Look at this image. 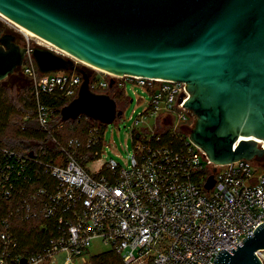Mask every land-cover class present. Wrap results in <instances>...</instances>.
I'll return each instance as SVG.
<instances>
[{"label":"built area","instance_id":"built-area-1","mask_svg":"<svg viewBox=\"0 0 264 264\" xmlns=\"http://www.w3.org/2000/svg\"><path fill=\"white\" fill-rule=\"evenodd\" d=\"M32 47L27 46L20 72L33 86L37 125L56 142L50 125L53 109L40 96L72 99L82 76L74 70L40 72ZM92 76L95 92L116 85L127 95V85L143 88L148 106L135 122L143 113L153 115L169 129L170 143L162 141L164 135L156 133L155 126L132 128L133 149L126 164L109 158L93 173L86 168L90 161L81 165L75 156V148L83 144L77 137L60 145L53 160L0 143L5 212L0 220V264H20L23 258L25 264H57L61 255L64 264L80 257L91 264L87 253L92 238L109 243L122 264H212L222 248L229 250L264 223V160L213 163L189 139L194 115L184 106L190 96L185 82L103 70H92ZM92 141L89 136L86 145ZM103 149L102 139L101 153ZM211 174L214 184L206 189ZM19 220L36 222L50 232L45 244L27 256L20 253L13 230ZM256 253L264 264V249Z\"/></svg>","mask_w":264,"mask_h":264},{"label":"water","instance_id":"water-1","mask_svg":"<svg viewBox=\"0 0 264 264\" xmlns=\"http://www.w3.org/2000/svg\"><path fill=\"white\" fill-rule=\"evenodd\" d=\"M0 13L69 54L32 47L40 72L81 74L76 96L60 108L62 121L84 115L106 125L122 114L108 92L90 88L92 70L81 60L185 82L189 139L213 163L264 160V0H0ZM27 50L14 34L0 36V81L20 70ZM213 184L211 174L204 187ZM260 249L264 223L212 264H263Z\"/></svg>","mask_w":264,"mask_h":264},{"label":"trees","instance_id":"trees-1","mask_svg":"<svg viewBox=\"0 0 264 264\" xmlns=\"http://www.w3.org/2000/svg\"><path fill=\"white\" fill-rule=\"evenodd\" d=\"M17 76H23L20 70L16 71ZM9 76H12L10 74ZM7 78V77H6ZM93 76L90 78L92 81ZM115 100L117 108L123 111V107L130 100L125 91L112 85L108 91ZM70 99L58 94H42L40 101L53 109L51 128L55 124H62L61 128L54 129L56 142L52 141L44 133L35 120L34 93L32 84H8L6 80L0 81V143L13 149L26 151L34 150L40 153L43 158L53 160L54 156L60 153V145L64 146L70 137L79 138L83 144L75 148V156L81 165L86 161L97 160L101 156L102 136L106 125L80 115L76 119L62 121L60 118V108ZM28 118H24L25 116ZM166 122V120H165ZM54 124V125H53ZM97 127L96 132L91 134L92 128ZM156 133L164 135L163 142H169V129L157 123ZM180 135L183 133L181 131ZM91 136L93 141L86 145L87 138ZM174 142H171L173 144ZM5 214L4 203L0 200V220ZM13 230L20 242V253L27 256L37 251L46 242L49 230L38 227L36 222L15 221ZM91 264H122L121 257L112 249L91 254L89 256Z\"/></svg>","mask_w":264,"mask_h":264},{"label":"rangeland","instance_id":"rangeland-1","mask_svg":"<svg viewBox=\"0 0 264 264\" xmlns=\"http://www.w3.org/2000/svg\"><path fill=\"white\" fill-rule=\"evenodd\" d=\"M4 33L14 34L17 43L21 46H44L60 53L55 47L46 44L39 37L32 36L20 31L15 22L0 13V36ZM61 53L66 54L65 52ZM76 62H79V64H84L91 70H99L98 68L89 66L80 60H77ZM5 80L8 84H30V80L25 75L17 76L16 72H14L12 76H8L7 78H5ZM126 92L129 98H131L132 100L126 103V105L122 109V114L118 116V118H116L113 122L106 124L105 132L103 133L102 138L104 149L101 153V156L99 159L90 161L86 165L87 170H89L91 173H93V171L96 170L101 163L105 162L109 158H113L122 165L126 164V159L128 155L131 154L133 149L131 133L132 128L151 129L153 126H157L158 120H156L153 115L144 113L141 115L140 120L138 122H135L136 117H138V115L142 113L148 106V93L141 87L130 85H127ZM59 125L60 123H57L55 124V126H53V128L58 130L57 126ZM109 248V243H105L99 238H92L88 246L87 255L96 254L108 250ZM62 256L63 255H61V258L58 259L57 264H64ZM70 264L87 263L83 262L82 258L80 257L76 258L74 262Z\"/></svg>","mask_w":264,"mask_h":264},{"label":"bare ground","instance_id":"bare-ground-1","mask_svg":"<svg viewBox=\"0 0 264 264\" xmlns=\"http://www.w3.org/2000/svg\"><path fill=\"white\" fill-rule=\"evenodd\" d=\"M3 15V14H2ZM6 17V16H5ZM16 26H18L19 27V30L20 31H22V32H24V33H26V34H30V35H32V36H36V37H39L42 41H44L46 44H48V45H50V46H52V47H55L60 53L61 52H65V51H62L60 48H58L57 46H55L54 44H52L51 42H49V41H47V40H45V39H43V38H41L40 36H38V35H36V34H34L33 32H31V31H29L28 29H26V28H24V27H22L21 25H19V24H17L16 23ZM55 49V50H56ZM67 55H69L67 52H65ZM81 61V60H80ZM82 62H84V61H82ZM85 64H87V65H89V66H92V67H94V68H97V67H95V66H93V65H91V64H88V63H86V62H84ZM99 69V68H98ZM99 70H102V69H99ZM104 72H109V71H107V70H103ZM110 74H114V73H112V72H109ZM259 142H261V140H258ZM262 143V142H261ZM263 146H264V144H263Z\"/></svg>","mask_w":264,"mask_h":264}]
</instances>
